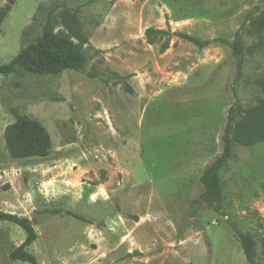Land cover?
<instances>
[{"label":"rangeland","instance_id":"obj_1","mask_svg":"<svg viewBox=\"0 0 264 264\" xmlns=\"http://www.w3.org/2000/svg\"><path fill=\"white\" fill-rule=\"evenodd\" d=\"M56 3L80 9V35L58 12L52 32L84 67L0 74V211L33 221L40 264H251L228 219L264 237V141L238 143L220 170L222 213L204 202L201 175L230 107L264 98V29L253 26L264 0H0L12 6L0 64ZM25 239L0 220V264H31Z\"/></svg>","mask_w":264,"mask_h":264},{"label":"trees","instance_id":"obj_2","mask_svg":"<svg viewBox=\"0 0 264 264\" xmlns=\"http://www.w3.org/2000/svg\"><path fill=\"white\" fill-rule=\"evenodd\" d=\"M11 8V5H6L4 8L0 7V28L8 17ZM60 8L62 9L60 10ZM57 12L63 16L67 27L75 34L80 35L81 24L78 16L80 9L71 10L65 3H56L48 11L42 33L36 35L32 41H29L28 33L33 25L24 31L23 45L20 51L9 63L0 64V74L8 76L18 73L22 69L42 75H58L66 70H83L84 59L78 60L70 54L61 52L56 47L55 36L52 32V22ZM38 18V14L35 15L34 19L37 20ZM253 26L259 30L264 29V11L253 21ZM147 32L152 33L154 29L150 28ZM180 36L192 41L201 48H205L213 42L211 40H201L186 33H180ZM231 45L235 53L240 57L238 63V74L240 75L243 64L241 57L244 53L242 38H237ZM38 60L44 64L36 62ZM30 123L37 130H40L42 139L47 138V134L40 124L32 121ZM221 140L222 152L206 166L201 175V181L206 189L203 200L218 213L223 212L222 202L224 197L220 170L233 157L235 147L238 143L248 146L264 141V98L258 105L250 108H244L237 103L233 104L228 111V121ZM25 146H28V144ZM34 148L40 149V144ZM0 220L11 221L26 231V239L19 248L21 257L31 264H40L38 257L30 251V248L39 237L33 221L28 217H21L17 214L4 211H0ZM228 223L239 238L247 261L251 264H264L258 261L259 241L262 239L264 243V237H261V234L258 232L250 230L243 231L231 219H228Z\"/></svg>","mask_w":264,"mask_h":264}]
</instances>
